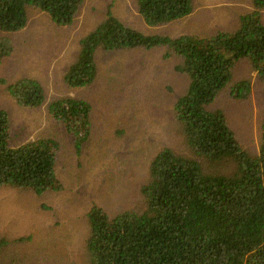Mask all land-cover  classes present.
Masks as SVG:
<instances>
[{"label": "trees", "instance_id": "obj_1", "mask_svg": "<svg viewBox=\"0 0 264 264\" xmlns=\"http://www.w3.org/2000/svg\"><path fill=\"white\" fill-rule=\"evenodd\" d=\"M148 27L189 16L195 0H134ZM194 1V2H193ZM85 0H0V59L13 52L10 35L23 30L35 8L60 26H71ZM234 25L206 36L147 34L127 25L109 8L79 40V53L64 80L85 88L98 76V51L165 46L177 58L174 70L187 86L175 100L174 118L192 156L163 147L151 159L139 187L143 207L115 215L92 204L87 212L86 264H264V117L259 143L238 136L221 107L223 92L245 102L253 79L264 84V0H250ZM246 66L242 69L239 62ZM235 72V75H234ZM3 82V79H0ZM260 82V83H258ZM20 107L43 105L39 79L9 83ZM51 120L77 153L92 135V105L63 96L48 105ZM236 133V134H235ZM10 116L0 107V186L37 195L58 192L60 143L37 138L15 145ZM3 240L0 239V256Z\"/></svg>", "mask_w": 264, "mask_h": 264}, {"label": "rangeland", "instance_id": "obj_2", "mask_svg": "<svg viewBox=\"0 0 264 264\" xmlns=\"http://www.w3.org/2000/svg\"><path fill=\"white\" fill-rule=\"evenodd\" d=\"M249 1L195 0L185 19L155 28L145 24L134 0H85L73 24L65 27L54 24L46 13L30 10L27 26L10 35L12 54L0 59V107L10 116L15 145L37 138L59 141L57 170L62 189L37 195L0 186L4 242L0 264H86L88 208L96 204L109 215L139 211L143 207L139 187L155 154L170 147L192 156L174 118L173 105L185 91L187 77L174 70L177 58L172 49L98 51L93 84L73 89L65 82V71L79 53L80 38L103 19L106 10L110 8L143 33L206 36L234 25ZM4 36L0 32V40ZM245 66L239 62L241 69ZM23 77L39 78L47 92L43 105L26 108L15 102L8 86ZM70 95L92 105V135L79 153L48 113L52 100ZM215 106L223 108L238 136L258 145L264 84L253 79L245 102L225 91Z\"/></svg>", "mask_w": 264, "mask_h": 264}, {"label": "crops", "instance_id": "obj_3", "mask_svg": "<svg viewBox=\"0 0 264 264\" xmlns=\"http://www.w3.org/2000/svg\"><path fill=\"white\" fill-rule=\"evenodd\" d=\"M34 78H36V77H34ZM39 79V78H38Z\"/></svg>", "mask_w": 264, "mask_h": 264}]
</instances>
